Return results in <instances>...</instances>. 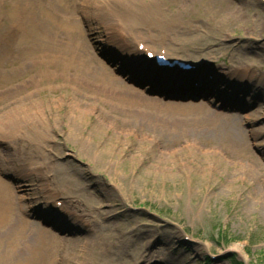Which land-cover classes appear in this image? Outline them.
I'll return each instance as SVG.
<instances>
[{"label":"rangeland","instance_id":"obj_1","mask_svg":"<svg viewBox=\"0 0 264 264\" xmlns=\"http://www.w3.org/2000/svg\"><path fill=\"white\" fill-rule=\"evenodd\" d=\"M210 1L222 4L0 0V94L28 83L18 98L30 97L22 115L33 118L17 139L0 136V173L16 170L0 177V205L17 215L0 231L28 223L4 264L35 244L44 264H153L138 260L159 261L157 251L164 264H232L230 255L264 264V0ZM106 32L133 47L122 64L139 41L206 76L207 64L222 67L240 82L239 100L257 104L246 126L193 120L115 86L96 51ZM18 176L61 193L64 210L83 218L60 232L27 220Z\"/></svg>","mask_w":264,"mask_h":264},{"label":"bare ground","instance_id":"obj_2","mask_svg":"<svg viewBox=\"0 0 264 264\" xmlns=\"http://www.w3.org/2000/svg\"><path fill=\"white\" fill-rule=\"evenodd\" d=\"M201 1V0H200ZM211 4H219L221 5V1H217L216 3L209 0ZM232 4V3H230ZM49 62V61H48ZM250 67H247L249 69ZM48 75H45L42 79H49ZM115 83L131 94H135L141 98H144L149 103L153 105H158L160 107H177L179 109H184L189 112V114L195 117H208V118H216L225 124L233 127V128H241L246 122V115L244 116H235L230 114H225L223 112H214L210 106L206 103L204 104H196V103H165L162 99L157 97H151L146 94L145 91L137 89L129 84H127L124 78L120 76H113ZM14 82V81H11ZM27 83V82H26ZM4 84V83H3ZM29 84H23L19 87L13 88L7 91L5 94H0V111L2 115H0V136L4 139H8V141L14 140L18 138V134L22 131L23 127H28L30 125V120L32 117L26 118L23 116V109L26 106L27 101H29L30 97L26 96L23 99H19L18 96L23 95V92L27 89ZM7 99L10 101L4 108L1 105H5ZM250 105L248 107H251ZM31 107V106H30ZM202 107L201 110H197V108ZM190 108V109H189ZM172 109V108H169ZM204 109V110H203ZM235 111V110H234ZM242 113L244 110L238 109L235 113ZM35 113V112H34ZM37 113V112H36ZM262 115V113H261ZM9 173H14V171H9ZM14 217L17 215L13 212L9 202L4 198V205H0V230L6 228L11 222L13 224ZM21 223L17 226L16 229L12 230V232L2 233L0 231V262L4 264L6 260L11 259L18 250L21 245L22 237L24 235V229L27 228V224L22 220H19ZM42 245L35 244L33 246L28 247V255L23 258L19 264H44L46 262V256L44 253ZM145 256L142 254L140 257L141 261H145L147 257V252H144ZM159 255V260H162L164 257V253L157 251L156 253ZM72 263V262H71ZM73 264V263H72ZM135 264V263H133Z\"/></svg>","mask_w":264,"mask_h":264},{"label":"trees","instance_id":"obj_3","mask_svg":"<svg viewBox=\"0 0 264 264\" xmlns=\"http://www.w3.org/2000/svg\"><path fill=\"white\" fill-rule=\"evenodd\" d=\"M230 258L232 264H243L242 262H239L234 256H231Z\"/></svg>","mask_w":264,"mask_h":264}]
</instances>
